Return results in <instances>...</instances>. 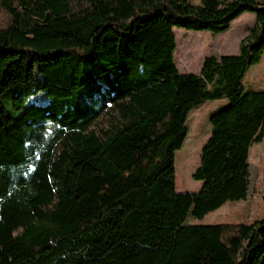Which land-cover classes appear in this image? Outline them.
<instances>
[{
  "label": "trees",
  "instance_id": "trees-1",
  "mask_svg": "<svg viewBox=\"0 0 264 264\" xmlns=\"http://www.w3.org/2000/svg\"><path fill=\"white\" fill-rule=\"evenodd\" d=\"M223 5L208 17L173 0H2L0 264H264V216L186 223L246 200L264 137V89H241L264 53V1ZM246 12L237 55L177 70L175 29L216 36ZM223 99L191 176L201 188L176 193L188 113Z\"/></svg>",
  "mask_w": 264,
  "mask_h": 264
},
{
  "label": "rangeland",
  "instance_id": "rangeland-1",
  "mask_svg": "<svg viewBox=\"0 0 264 264\" xmlns=\"http://www.w3.org/2000/svg\"><path fill=\"white\" fill-rule=\"evenodd\" d=\"M225 0H173L177 7L186 11H198L203 16L219 15ZM263 2L264 0H255ZM0 28L7 23V16L1 9ZM254 24V15L246 12L236 18L230 28L216 36L207 32H191L175 29L176 48L173 53L174 64L182 74H198L205 57L235 56L241 40L246 37ZM243 93L264 89V53L258 64L250 66L242 81ZM39 105H46L43 95L36 96ZM228 101H208L192 109L184 126L185 139L179 151L175 154V191L176 193H197L201 182L192 179V174L199 165L200 153L210 137L209 117L228 106ZM249 188L246 200L227 202L218 210L208 213L202 219L188 217L189 225H220L238 226L251 225L264 216V137L259 144L249 149ZM234 228L226 229L223 241L236 236Z\"/></svg>",
  "mask_w": 264,
  "mask_h": 264
}]
</instances>
